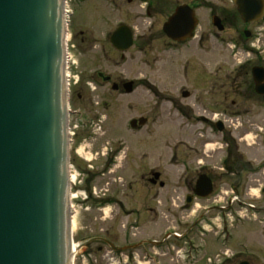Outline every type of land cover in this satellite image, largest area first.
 Segmentation results:
<instances>
[{"label": "rangeland", "instance_id": "rangeland-1", "mask_svg": "<svg viewBox=\"0 0 264 264\" xmlns=\"http://www.w3.org/2000/svg\"><path fill=\"white\" fill-rule=\"evenodd\" d=\"M166 1L170 7L197 4L198 25L193 39L174 43L166 37L162 24L169 16L167 12L145 15L121 10L98 15L92 22H74L76 10L78 15L83 10L73 7L71 21L77 23V41L78 29L96 39L86 51L70 47L67 59L69 83L74 89L69 116L73 264H154L127 259V253L115 257L104 251L97 253L95 244L88 252L81 247V241L99 234V229H113L119 235L128 230L125 218L116 223L112 220L111 206L103 212L96 207L97 196L106 188L132 184L131 191L121 192L129 206H135L137 194L144 190L134 184L146 182L140 176L149 170L160 172L166 184L177 181L183 171L191 176L195 171L207 173L214 179V195L181 212L184 218L181 223L177 220L178 225L171 219L181 215V208L177 210L181 201L176 200L174 206L170 199L163 202L152 197L156 213L151 217L176 234L190 226L203 206L218 199V189H226L225 183L238 188L237 198L242 202L234 203L224 222L220 221V226L226 227L225 235H229L226 246L217 240H221L219 220L215 225L206 221L208 235L192 231L196 242L205 246L204 252L195 254V240L187 239L184 244L171 238L165 255L152 249L161 264H206L207 257L213 264L222 260L224 253L232 254L224 264H264V98L254 92L250 74L258 63L264 68V17L256 23H244L230 0ZM213 2L228 8L221 17L222 31L212 25V14L206 7ZM119 24L133 30V43L123 52L115 51L107 38ZM71 31L68 39L74 46ZM242 32L253 35L246 39ZM98 72L110 81L101 82ZM123 81L134 82L131 93L121 89ZM112 83L118 84V90L111 88ZM183 91L189 95L183 97ZM200 116L209 121L203 123ZM139 117L146 118V124L131 128L129 121ZM217 120L224 124L221 132L214 126ZM110 156L114 158L107 165ZM88 170L93 174H86ZM165 188L162 194L168 197L172 191ZM244 203L252 208H245ZM170 206L173 209L167 213ZM154 224L148 235L157 240L165 229Z\"/></svg>", "mask_w": 264, "mask_h": 264}, {"label": "water", "instance_id": "water-1", "mask_svg": "<svg viewBox=\"0 0 264 264\" xmlns=\"http://www.w3.org/2000/svg\"><path fill=\"white\" fill-rule=\"evenodd\" d=\"M233 2L244 23L264 15V0ZM197 24L195 11L181 4L162 31L182 42L193 38ZM212 24L223 30L218 16ZM65 39V0H0V264H73ZM110 41L124 51L131 33L120 26ZM251 77L264 98V68L252 67ZM123 90L131 93L133 82ZM145 122L140 117L129 125ZM215 125L223 130L221 121ZM211 191L209 178L200 175L196 195Z\"/></svg>", "mask_w": 264, "mask_h": 264}, {"label": "flooded vegetation", "instance_id": "flooded-vegetation-1", "mask_svg": "<svg viewBox=\"0 0 264 264\" xmlns=\"http://www.w3.org/2000/svg\"><path fill=\"white\" fill-rule=\"evenodd\" d=\"M230 1L232 2V0ZM181 4L176 3L175 5L170 7V5L168 4V1L166 0H65V8L68 12L67 25H66L67 26L66 28L67 30V40H66L67 51L70 50V47H75V49L77 50L80 48L81 51H86L88 49H91V47H93L94 42H96V39L93 36H90L91 34L90 32L85 34L81 29H78L80 30L79 31L80 33H79V41H77V34L75 33L77 23L74 24L71 21V17L74 15V12H75L73 11V7L74 9L78 8V9L83 10L82 14H79V15H78V10H76L74 22L75 20L77 22H79V20H84V21L89 20V22H92L93 18L95 20V17L98 15L106 16V14H109L110 12L111 13L120 12L121 10H129L132 13H135L137 11L139 14H145V15H151L152 13H155V12H164V13L167 12L170 16L174 12L175 8ZM186 4L193 10L197 9V4L195 3H186ZM218 4L219 3H215V2L209 3V4L206 3V7L209 9V12L212 14V16L216 15L221 19V17L226 14V11L228 8L224 4L223 5H218ZM170 8L171 10H169ZM88 12H91V13L88 15L87 14ZM120 26L127 27L131 33L132 43L134 40L133 30L129 28L126 24H119L107 36L109 44L117 52H123V51H120L113 46V44L110 41V37H111V34ZM70 30H72L71 32H73L72 41L75 42L74 46L69 44L70 39H68V34H69L68 32ZM242 33H243L242 35L246 39L251 38L253 35L251 32H248V35H246V33L244 32ZM98 44L102 48L103 43H101L100 40L98 41ZM120 57L123 58V54ZM258 65L260 64L258 63ZM96 75L101 82L110 81L109 77L104 76L101 72H98ZM93 81H95V79H93ZM125 82L127 81H123L121 83L122 90H123V84ZM113 84L117 86L116 90H118L119 88L118 84L112 83V85ZM133 86H134V82H133ZM73 90L74 89L70 87V83H69V87H68V106H69V111H70L69 116L71 113L70 107H71V97H73ZM133 90H134V87H133ZM78 97H80L79 93H78ZM230 104L234 105V102L230 101ZM199 119L203 123H206L209 121L208 118L201 117V116L199 117ZM146 122H147V119H146ZM113 158H114L113 156H110L107 159V165H109L108 163H110L113 160ZM200 169L202 170L204 168L199 167L198 170ZM89 173L93 174L92 171L88 170L86 174H89ZM147 173L141 174L140 176V179L142 181L146 180V182L143 181L142 183L134 184V186H140L143 188L142 190H144L143 192L139 191L140 194L139 193L137 194V197L139 198L137 200L139 201L137 205L135 206H129L126 196H123V193L121 192V191H131L132 184L130 185L120 184L118 188H113V189L106 188L103 190L102 193H100V195L97 196L95 205L100 211L103 212L108 206H111L113 208V215L111 216L112 220L116 223L118 219L125 218L126 223L127 224L129 223L130 226L127 231L122 230L121 235H119L113 229L109 231V228H106V230L104 229L105 231L103 229H99L100 233L95 236H92V237L86 236L81 241V247L85 248V252L87 250H90L93 247V244H95L97 253H103L104 251V252L110 253L113 257L122 255L123 253H127L129 255L127 259L133 260V259L139 258V259H142L143 262L148 261L149 263L154 262V264H161L159 257L161 256V254L165 255L166 253L165 251L167 250V247H166L167 241L169 239L171 238L175 240L180 239V240H183L184 244H186L188 240L192 242L193 240L196 239L192 237L193 230L199 233L200 235H203V236L208 235L210 231L208 230L207 226L204 225L206 221H208V223H212L213 225H215L217 223L214 221L219 220V223L217 224V226L218 225L220 226V221L221 223L224 222L223 217L227 215L229 210H231L232 205L234 203L236 204L242 203L237 198V193L239 192L238 188L233 184L228 185L227 183H225L226 185L224 184V186H226V189H224V187H222L221 189H218V192L221 193V194H218V199L215 200L213 204H208V205L203 206V209L197 214V216L195 217L193 222L190 224V226H188V228L185 229L184 232H182L181 234H176L173 231H168L167 230L168 228H165L164 223H159L158 219H155V218L153 219L151 217L150 214L156 213V207L155 206L152 207V197L154 200L159 199L163 202H165L167 199H170V201L173 202L172 205H174V202L176 200H180L181 203L180 205L177 206V210L181 208V210H179V213L184 212V211L185 212L190 211L197 202L207 200L210 196L214 195V191H213L214 190L213 188L214 179L207 173H203V172L198 173L195 171V174L191 176V174L189 175L188 172L183 171L178 177L177 181H175L173 184H166L160 179L161 177L160 172L149 170ZM155 173H158L157 179L154 176ZM200 175H206L211 181L212 191L209 194V196H207L206 198L199 197L195 193L196 182ZM152 179H155L156 182L152 183L151 182ZM165 187H170L171 189L169 190L172 191V194L169 195L168 197L166 193L162 194L163 190L167 191ZM86 200L88 201V199ZM247 205H248L247 203H244L245 208ZM171 208H172L171 206L167 208V211H168L167 213L170 212L169 209ZM210 214H214V215H210ZM216 215L218 218H215ZM154 216L156 217V214ZM182 218H184V216L181 213L180 216L176 215L174 218H172L171 222L178 225L177 220L179 219L178 223H181ZM101 219L105 221V217H102ZM154 223H156L159 226L162 225L163 228L165 229L163 232H161L162 234L161 238L157 240L151 239V237L148 235V233H150L152 224L155 225ZM220 227H221V230H220L221 240L217 238L215 239L223 242L221 243L222 246H226L225 244L228 241L229 235H225L227 232V230H225L226 227H223V225ZM194 243L196 244V249H197L195 250V254L199 256L201 251L203 252L205 251V246L203 244L197 243L196 240ZM152 249L154 250L158 249L160 252L159 254L160 256L157 255V252L152 251ZM137 253H141V254L138 255ZM152 253H154V255H156L157 258L155 256H152L151 255ZM224 254L225 255H223L224 258L222 260H218L219 262L214 261L213 264H224L225 262L231 259L232 254L231 255H226V253ZM217 256L219 255L217 254ZM208 258L209 257H207L206 264L212 263V260Z\"/></svg>", "mask_w": 264, "mask_h": 264}, {"label": "bare ground", "instance_id": "bare-ground-1", "mask_svg": "<svg viewBox=\"0 0 264 264\" xmlns=\"http://www.w3.org/2000/svg\"><path fill=\"white\" fill-rule=\"evenodd\" d=\"M72 178H73L72 175H70V176H69V180H70V182H72V180H73Z\"/></svg>", "mask_w": 264, "mask_h": 264}]
</instances>
